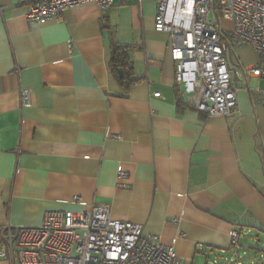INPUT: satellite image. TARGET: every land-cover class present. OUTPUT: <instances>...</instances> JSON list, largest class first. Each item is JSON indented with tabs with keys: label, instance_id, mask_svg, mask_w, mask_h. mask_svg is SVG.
Listing matches in <instances>:
<instances>
[{
	"label": "crops",
	"instance_id": "1",
	"mask_svg": "<svg viewBox=\"0 0 264 264\" xmlns=\"http://www.w3.org/2000/svg\"><path fill=\"white\" fill-rule=\"evenodd\" d=\"M26 9L0 0V228L105 202L173 245L181 264L231 254L234 229L249 256L264 252V103L245 86L264 87V76L239 80L233 115L202 112L176 84L155 0L86 2L39 21ZM115 45L128 58L121 80ZM260 59L251 44L231 58Z\"/></svg>",
	"mask_w": 264,
	"mask_h": 264
},
{
	"label": "built area",
	"instance_id": "2",
	"mask_svg": "<svg viewBox=\"0 0 264 264\" xmlns=\"http://www.w3.org/2000/svg\"><path fill=\"white\" fill-rule=\"evenodd\" d=\"M155 1V29L171 35L176 84L195 95L197 110L233 115L238 106L239 80L264 76V0ZM25 2V18L39 21L86 2L108 10L114 0ZM226 19L232 21L231 27L222 25ZM243 44H251L260 53L257 63L232 62L235 46ZM245 86L254 102L264 103V87L259 80ZM30 103V90L23 89L22 104ZM118 177L127 178L128 173L119 171ZM231 245V254L208 264H244L243 258L249 254L240 243L238 229L232 232ZM0 256L12 264H181L173 245L162 243L157 234H146L142 223L112 217L111 205L105 202L50 210L39 225L8 222L0 228ZM255 257H264V252Z\"/></svg>",
	"mask_w": 264,
	"mask_h": 264
},
{
	"label": "trees",
	"instance_id": "3",
	"mask_svg": "<svg viewBox=\"0 0 264 264\" xmlns=\"http://www.w3.org/2000/svg\"><path fill=\"white\" fill-rule=\"evenodd\" d=\"M125 60H126V62H125ZM127 61H128V58H127L125 52H123L122 49H120V47L118 45H115L113 47V54H112L111 59L109 60V64H110V68H111L112 73L119 80H121L123 78V73L119 71V67H123L124 65L128 64ZM124 74H125V71H124Z\"/></svg>",
	"mask_w": 264,
	"mask_h": 264
},
{
	"label": "rangeland",
	"instance_id": "4",
	"mask_svg": "<svg viewBox=\"0 0 264 264\" xmlns=\"http://www.w3.org/2000/svg\"><path fill=\"white\" fill-rule=\"evenodd\" d=\"M222 25L226 26V27H231V23H229L228 21H222ZM240 254H242V252H240ZM232 257L235 258L236 256L232 255ZM251 260H255L256 261V263H254V264H264V257H261V258L257 259L253 255H250L248 257H244L243 258L244 264H250ZM233 264H236V263H233Z\"/></svg>",
	"mask_w": 264,
	"mask_h": 264
},
{
	"label": "water",
	"instance_id": "5",
	"mask_svg": "<svg viewBox=\"0 0 264 264\" xmlns=\"http://www.w3.org/2000/svg\"><path fill=\"white\" fill-rule=\"evenodd\" d=\"M119 71L121 72V68H119Z\"/></svg>",
	"mask_w": 264,
	"mask_h": 264
}]
</instances>
